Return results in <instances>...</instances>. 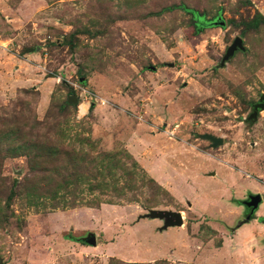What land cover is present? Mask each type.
Returning a JSON list of instances; mask_svg holds the SVG:
<instances>
[{
  "label": "rangeland",
  "instance_id": "1",
  "mask_svg": "<svg viewBox=\"0 0 264 264\" xmlns=\"http://www.w3.org/2000/svg\"><path fill=\"white\" fill-rule=\"evenodd\" d=\"M180 3L217 24L195 32L181 11L150 15ZM257 14L264 0H0V125L120 160L116 185L83 192L114 205L48 212L13 184L26 159L0 157L1 264H264V111L246 121L264 94V20L247 26ZM234 37L244 52L220 68ZM141 175L162 190L140 187ZM247 194L261 203L237 231ZM151 209L181 212L182 225L138 219ZM87 233L94 247L80 242Z\"/></svg>",
  "mask_w": 264,
  "mask_h": 264
},
{
  "label": "trees",
  "instance_id": "2",
  "mask_svg": "<svg viewBox=\"0 0 264 264\" xmlns=\"http://www.w3.org/2000/svg\"><path fill=\"white\" fill-rule=\"evenodd\" d=\"M173 10L188 14L190 16L191 26L195 32L203 27L213 25L211 22L214 19H204L202 13L187 7L183 3L162 7L159 11L150 13V15L156 16L163 12ZM257 17L260 20H264L257 14L256 18L250 24H247V26L254 25L257 27L259 24ZM60 107L62 109L67 108L66 103H61ZM58 125V123H54L49 128L55 131L54 134L63 135L62 130L58 129ZM0 128H3L2 130L0 129V157L13 158L22 156L26 159L29 175L23 178L22 183L13 181V184L19 185L22 189L24 188L23 191L29 198L28 206H32L34 210L48 212L53 210L63 211L78 207L98 208L102 203L108 205L115 204V201L111 198L101 200L98 197H94L92 200H86L83 195V192H85V195H90L95 190L112 187L109 183L116 185L117 178L115 177V172L112 170L118 166L120 160L117 159L118 157H116L114 152H99L93 158L90 153V145L87 151H83L81 148V150H74L72 148L64 149L58 141L42 144L37 140H26L25 136L21 135L24 130L21 127L10 126V128L6 127L9 129L4 130V126L0 125ZM48 140L49 138L40 141L47 142ZM75 141L90 144L88 139L80 136L75 137ZM3 147L4 149H1ZM125 155L127 158H130L132 164L131 168H124L122 174L127 184L134 185L135 183L133 182L137 174L133 168H136V164L130 155L127 153ZM96 158L99 159L98 165L95 163ZM105 159H110V163H107ZM108 177H110V181L106 180ZM143 177L141 175L139 179L140 187L148 186L150 193H152L153 188L162 190L152 179L145 178L144 180ZM81 184H83V189H80ZM139 186H135L136 190H138ZM124 189V186L122 188L113 187V189H110L113 195L109 197L116 198L122 194ZM126 190L130 191L131 187H128ZM143 206L146 208L150 207L147 205Z\"/></svg>",
  "mask_w": 264,
  "mask_h": 264
},
{
  "label": "water",
  "instance_id": "3",
  "mask_svg": "<svg viewBox=\"0 0 264 264\" xmlns=\"http://www.w3.org/2000/svg\"><path fill=\"white\" fill-rule=\"evenodd\" d=\"M217 19L212 21L211 24L216 25ZM222 26V23H219ZM244 52V47L242 45V40L239 37H234L231 43L226 47L224 53L218 63V67H222L226 61H228L236 52ZM77 98L74 95H70L66 99L67 105H76ZM264 111V94H260L255 103L250 106V113L246 117V121H255L258 112ZM200 139L210 143L211 148H216L222 145V139L220 137H214L210 134H202L199 136ZM212 175V173H210ZM261 202L260 195L258 194H247L246 198L240 201V205L243 208L244 222L246 223L253 215V213L258 208ZM138 219H148V220H158L162 222V226L159 231H164L167 228L180 227L182 225L181 212H174L168 210H157L151 209L146 211L143 215L139 216ZM80 242L94 247L95 237L92 233H87L85 237L80 239ZM1 264V261H0Z\"/></svg>",
  "mask_w": 264,
  "mask_h": 264
},
{
  "label": "crops",
  "instance_id": "4",
  "mask_svg": "<svg viewBox=\"0 0 264 264\" xmlns=\"http://www.w3.org/2000/svg\"><path fill=\"white\" fill-rule=\"evenodd\" d=\"M261 198V197H260ZM261 203V202H260ZM258 209V208H257ZM256 209V210H257ZM253 216V215H252ZM252 220V218H250L245 224H242V225H240V226H238V229H237V231H239L240 230V228H247V229H249L248 228V226L250 225V223H249V221H251ZM258 222L260 223V224H264V217H262V218H259L258 219ZM249 238H250V236H249ZM263 243H264V241H263Z\"/></svg>",
  "mask_w": 264,
  "mask_h": 264
},
{
  "label": "flooded vegetation",
  "instance_id": "5",
  "mask_svg": "<svg viewBox=\"0 0 264 264\" xmlns=\"http://www.w3.org/2000/svg\"><path fill=\"white\" fill-rule=\"evenodd\" d=\"M244 211V210H243Z\"/></svg>",
  "mask_w": 264,
  "mask_h": 264
}]
</instances>
